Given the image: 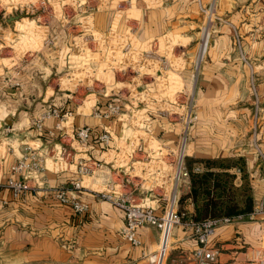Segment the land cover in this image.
I'll list each match as a JSON object with an SVG mask.
<instances>
[{
    "label": "built area",
    "instance_id": "obj_1",
    "mask_svg": "<svg viewBox=\"0 0 264 264\" xmlns=\"http://www.w3.org/2000/svg\"><path fill=\"white\" fill-rule=\"evenodd\" d=\"M137 1L41 0L45 18L41 50L57 52L55 75L68 78L64 85L63 81L58 84L65 102L50 104L31 118L32 127L50 139L52 146L24 144L5 183L3 160L8 149L0 156V190L4 185L17 198L29 190L50 195L79 215L90 209L79 192H91L123 210L121 235L131 245L143 246L141 227L160 229L159 246L148 257L150 264H165L174 228L185 223L198 241L194 264H213L216 251L208 243L215 229L264 213V199L250 213L202 222H184L179 211L191 171H202L201 165L189 168L187 147L198 119L196 85L213 38L215 0L201 6L205 19L192 53L183 44L175 49L167 41L162 46L160 40L167 33L140 38L142 14ZM101 12L111 14L106 30L96 24ZM186 72H191L189 85L183 80ZM86 101L91 102L89 111L82 110ZM77 114L92 115L108 124L77 125ZM51 119H56L54 127L45 129ZM130 129L134 132L128 133ZM169 132L172 138H166ZM93 146L99 149L100 158L92 155ZM70 170L75 177L62 186H49L43 177L49 171ZM102 176L105 181L98 180ZM27 178L35 185L28 186Z\"/></svg>",
    "mask_w": 264,
    "mask_h": 264
},
{
    "label": "crops",
    "instance_id": "obj_2",
    "mask_svg": "<svg viewBox=\"0 0 264 264\" xmlns=\"http://www.w3.org/2000/svg\"><path fill=\"white\" fill-rule=\"evenodd\" d=\"M150 2L137 1L142 14L139 36L143 40L176 28L183 30V36L192 32L189 37L194 39L193 30L203 23L201 6H209L213 0ZM214 5L213 38L196 85L198 119L187 147V164L190 169L201 165L199 174H230L233 178L226 187L231 194L225 199L242 205L248 193L256 206L264 199V0H215ZM109 15L97 13L96 24L102 22L108 29ZM56 55L45 48L36 62L22 67L18 76H0V147L8 149L3 160V183L11 176V166L24 144L52 146V141L45 140L30 121L50 104L65 102L48 93ZM55 123L56 119L46 121L45 129L53 128ZM75 123L100 127L108 124L88 114H77ZM165 136L172 138L170 132ZM91 153L100 158L97 147L93 146ZM207 160L231 165H208ZM43 177L47 185L57 187L67 184L75 174L72 170L49 171ZM27 179L28 186L35 185L34 180ZM215 181L211 179L212 186ZM191 190L190 176V184L182 194ZM211 194L217 199L214 189ZM79 196L90 205L89 211L80 215L50 195H35L29 190L17 198L3 185L0 264H150L148 257L160 242L157 226L141 227L143 246L135 247L121 235L123 210L91 192L80 191ZM183 209L189 218L195 213L193 201L188 200ZM172 238L166 264H194L198 241L191 227L177 225ZM208 247L216 251L213 264H263L264 213L219 225Z\"/></svg>",
    "mask_w": 264,
    "mask_h": 264
},
{
    "label": "rangeland",
    "instance_id": "obj_3",
    "mask_svg": "<svg viewBox=\"0 0 264 264\" xmlns=\"http://www.w3.org/2000/svg\"><path fill=\"white\" fill-rule=\"evenodd\" d=\"M40 2L41 0H0V76H12L13 74L16 76L18 70H21L24 65L29 64L30 62H36L39 59L40 53L45 50V48L41 50V30L43 27L41 24L44 23L45 18L41 16L44 11L40 10ZM149 3L152 4L151 2ZM109 16H111V14ZM204 19V15H202V21H204ZM51 22L57 26L54 19H52ZM97 26L100 30H106L102 22L97 24ZM200 28L201 26L198 29L193 30V33L196 32V39L189 37L192 35V32L183 36V30L176 28L175 30L166 31L165 33L167 34L161 38L160 42H162L163 46V43L167 44L168 41L171 48L175 49L181 46L179 44L187 45L186 49L189 53H192L195 49L194 45L200 36ZM140 33L141 30L139 34ZM52 51L57 53L54 49H52ZM189 61L186 63L187 65H190L191 61ZM58 75L59 74L55 75L54 73L51 75L50 83L52 84V88L49 89L48 93H53V96L62 97V90L59 88L58 84L63 81L62 84L64 85L65 81H68V78L63 77L61 80ZM190 76L191 72H186V75L183 77V80L188 85L191 80ZM74 96L75 93L73 94V99H71L73 104V100L77 99L74 98ZM90 103L91 102L86 101L85 106L83 107L84 109L82 110L89 111ZM132 132H134L133 129L128 131V133ZM6 149V147H0V156L3 155V152H7H5Z\"/></svg>",
    "mask_w": 264,
    "mask_h": 264
},
{
    "label": "trees",
    "instance_id": "obj_4",
    "mask_svg": "<svg viewBox=\"0 0 264 264\" xmlns=\"http://www.w3.org/2000/svg\"><path fill=\"white\" fill-rule=\"evenodd\" d=\"M208 165L220 164L221 166H230L231 163H225L220 160H207L205 161ZM241 169H244V165L240 163ZM215 178V184L212 186L211 179ZM233 178L226 172L214 173H194L191 172V192L189 194H182L179 199V211L185 212L183 209L184 204L188 200H192L195 205V213L183 217V221L191 220L194 222H202L207 218H222L225 216H236L238 214H247L253 211L255 204L253 203L252 197L246 193V199L241 205L240 203L233 200L230 202L226 200V196L229 197L231 191L227 189L226 185L228 181ZM218 193L217 199L211 194V190ZM217 190V191H216ZM235 194V191L233 192ZM224 197V198H223Z\"/></svg>",
    "mask_w": 264,
    "mask_h": 264
}]
</instances>
